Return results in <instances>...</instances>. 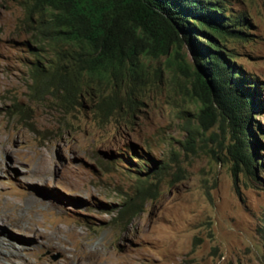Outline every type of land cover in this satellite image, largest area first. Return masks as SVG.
Wrapping results in <instances>:
<instances>
[{
    "label": "rangeland",
    "instance_id": "1",
    "mask_svg": "<svg viewBox=\"0 0 264 264\" xmlns=\"http://www.w3.org/2000/svg\"><path fill=\"white\" fill-rule=\"evenodd\" d=\"M230 3L246 29L226 47L264 93V0ZM37 19L24 0H0V139L12 149H0V201L25 203L36 227L0 212V264H264V108L252 112L253 175L233 167L230 126L204 127L190 79L164 56L142 57L133 77L82 75L66 93L77 72ZM35 67L59 75L37 95Z\"/></svg>",
    "mask_w": 264,
    "mask_h": 264
},
{
    "label": "trees",
    "instance_id": "2",
    "mask_svg": "<svg viewBox=\"0 0 264 264\" xmlns=\"http://www.w3.org/2000/svg\"><path fill=\"white\" fill-rule=\"evenodd\" d=\"M24 2L37 13L39 29L69 56L77 72L74 79L62 83L64 92L79 90L81 85L75 80L82 75L108 78L125 73L133 77L143 72L142 57L164 56L190 79L200 101L197 118L204 127L218 118L230 126L228 153L233 167L255 175L261 143L252 129V112L264 108V93L256 80L247 81L226 47L228 39L242 38L246 29L244 16L231 11L230 0ZM184 46L191 52V63L182 52ZM43 73L39 67L33 70L34 95L58 82L57 70L50 76ZM188 142L193 144L195 138ZM152 164L150 171L156 172L160 165L156 160ZM129 209L126 204L120 212Z\"/></svg>",
    "mask_w": 264,
    "mask_h": 264
},
{
    "label": "bare ground",
    "instance_id": "3",
    "mask_svg": "<svg viewBox=\"0 0 264 264\" xmlns=\"http://www.w3.org/2000/svg\"><path fill=\"white\" fill-rule=\"evenodd\" d=\"M0 149L2 151H7V152H10L12 149L11 147L3 140V139H0ZM34 164L36 165V167L33 169V172H32V175L33 177L32 178H35V180L37 181H42L44 179V176L46 175L45 173H47V171L50 169L47 165H46V161H45V156H44V153L40 152L39 153V156H37L35 159H34ZM48 164V163H47ZM41 166V167H40ZM43 194V193H42ZM42 196H46L45 194H43ZM48 197V195H47ZM37 200V201H36ZM29 203H31L32 201L33 202H38V197H35V196H31L29 197L28 199ZM44 203L48 204V205H51V200H47L46 201H43ZM24 204L23 202H20L18 200H12V199H5L3 201H0V212H2L3 214H10L18 224H23V223H27L29 226L32 227L33 231H35L34 229H36V227L34 226L35 225V222H33V220H29L28 222L25 220L26 217L25 215H21L20 211H22L24 209ZM2 207H6L8 209H13V213H11V211H5V210H2ZM31 218V217H30ZM33 218V217H32ZM11 219V218H10ZM4 224L1 223V226H0V230H4ZM6 225V224H5ZM38 230V229H37ZM37 232V231H36ZM57 234L59 235H62L63 232H65L64 229H57L55 231ZM46 233V232H45ZM68 233V232H67ZM70 234H72L71 236H75L77 233L76 231L74 230H70L69 232ZM38 235V234H37ZM48 235V233L46 234ZM50 235V234H49ZM56 237V236H55ZM57 237H61V236H57ZM68 237V236H67ZM73 238V237H72ZM41 239V238H40ZM44 239V238H43ZM50 239V237H49ZM62 239L61 238H58V243H60ZM49 242V241H48ZM64 242V241H63ZM57 243V244H58ZM76 257V256H74Z\"/></svg>",
    "mask_w": 264,
    "mask_h": 264
},
{
    "label": "water",
    "instance_id": "4",
    "mask_svg": "<svg viewBox=\"0 0 264 264\" xmlns=\"http://www.w3.org/2000/svg\"><path fill=\"white\" fill-rule=\"evenodd\" d=\"M59 257V254L54 255V259H57Z\"/></svg>",
    "mask_w": 264,
    "mask_h": 264
},
{
    "label": "clouds",
    "instance_id": "5",
    "mask_svg": "<svg viewBox=\"0 0 264 264\" xmlns=\"http://www.w3.org/2000/svg\"><path fill=\"white\" fill-rule=\"evenodd\" d=\"M34 69H35V68H34ZM34 69H33V70H34ZM33 70H32V71H33ZM52 87H53V86H52Z\"/></svg>",
    "mask_w": 264,
    "mask_h": 264
}]
</instances>
